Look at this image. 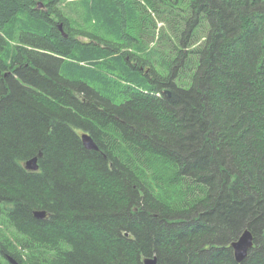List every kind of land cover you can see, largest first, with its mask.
Wrapping results in <instances>:
<instances>
[{"label": "trees", "instance_id": "obj_1", "mask_svg": "<svg viewBox=\"0 0 264 264\" xmlns=\"http://www.w3.org/2000/svg\"><path fill=\"white\" fill-rule=\"evenodd\" d=\"M151 1L0 0V264H264V0Z\"/></svg>", "mask_w": 264, "mask_h": 264}, {"label": "rangeland", "instance_id": "obj_2", "mask_svg": "<svg viewBox=\"0 0 264 264\" xmlns=\"http://www.w3.org/2000/svg\"><path fill=\"white\" fill-rule=\"evenodd\" d=\"M68 3H69L68 1H65V5H64L65 14L81 22L82 19H81V16H79V14H82V15L84 14V10L82 6H77V8H75L76 3H73V2L70 4ZM130 5L134 10L139 11L141 21L144 24L143 27L145 30V36L149 40H152V42H150L151 45H153L154 44L153 42L158 39L157 37L159 36V34L161 35L164 34L162 37H164L165 39L168 38L166 33H164L165 29L167 30L168 33L172 34V36H175L177 32L176 22H177V19L179 20L180 18L177 15V10H172L173 8L170 3L168 2L159 3L160 8L162 9V14L164 16L163 22L160 19L161 15L157 11L156 6L152 4L151 0H130ZM43 8L45 9V7ZM166 20L168 21L166 22ZM183 27H184L183 25L179 26V30H182ZM85 30L91 31L92 27L87 25L85 27ZM206 32H207L206 28H203L201 31L202 39L196 44L200 43L204 39L203 37L205 36ZM77 38L81 40L82 42H88L91 40L90 38L84 35H79Z\"/></svg>", "mask_w": 264, "mask_h": 264}, {"label": "water", "instance_id": "obj_3", "mask_svg": "<svg viewBox=\"0 0 264 264\" xmlns=\"http://www.w3.org/2000/svg\"><path fill=\"white\" fill-rule=\"evenodd\" d=\"M39 6H43V2H39ZM60 30L63 32L62 24H60ZM169 95L171 90L165 89ZM82 142L87 149L98 150L99 146L89 132H84L81 134ZM25 167L29 170H38V156H33L25 162ZM34 215L39 218H44L47 215L45 210H35ZM234 250V256L237 262L243 261L249 254L250 249L254 246V235L249 229H245L238 239L231 243ZM11 264H20L14 257H8ZM144 264H158V258L156 256L146 257L144 259Z\"/></svg>", "mask_w": 264, "mask_h": 264}]
</instances>
